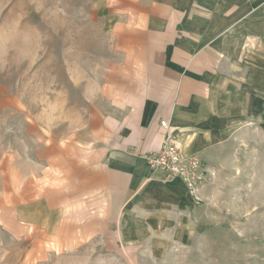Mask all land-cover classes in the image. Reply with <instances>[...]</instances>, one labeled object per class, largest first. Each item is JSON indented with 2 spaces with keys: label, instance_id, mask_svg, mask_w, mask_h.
Returning <instances> with one entry per match:
<instances>
[{
  "label": "rangeland",
  "instance_id": "obj_1",
  "mask_svg": "<svg viewBox=\"0 0 264 264\" xmlns=\"http://www.w3.org/2000/svg\"><path fill=\"white\" fill-rule=\"evenodd\" d=\"M105 3L0 0V264H264V0L233 12L211 97L222 137L194 196L162 191L161 211L122 219L106 202L51 207L52 149L87 140L142 65Z\"/></svg>",
  "mask_w": 264,
  "mask_h": 264
},
{
  "label": "crops",
  "instance_id": "obj_2",
  "mask_svg": "<svg viewBox=\"0 0 264 264\" xmlns=\"http://www.w3.org/2000/svg\"><path fill=\"white\" fill-rule=\"evenodd\" d=\"M238 5L244 0H106L111 24L131 34L130 63L142 65L124 76L120 97L110 101V111L87 140L82 132L52 149L47 169L52 177L60 174L62 186L60 195L52 196L60 203L51 207L106 202V209L122 219L128 207L161 211L162 191L189 194L180 180L152 178L143 155L161 146L160 120L168 121L186 154L206 158L221 140L211 102L213 81L223 40L241 20L233 17ZM28 181L31 208L37 196L31 177ZM119 227L122 239L131 238L120 221Z\"/></svg>",
  "mask_w": 264,
  "mask_h": 264
},
{
  "label": "built area",
  "instance_id": "obj_3",
  "mask_svg": "<svg viewBox=\"0 0 264 264\" xmlns=\"http://www.w3.org/2000/svg\"><path fill=\"white\" fill-rule=\"evenodd\" d=\"M159 126L163 136L160 148L143 155L152 173V178L162 183L180 180L194 196L210 171L200 155L186 154L182 151L168 121L160 120Z\"/></svg>",
  "mask_w": 264,
  "mask_h": 264
}]
</instances>
